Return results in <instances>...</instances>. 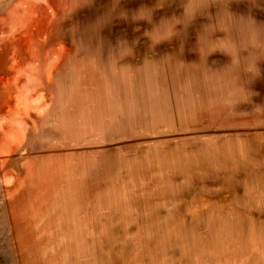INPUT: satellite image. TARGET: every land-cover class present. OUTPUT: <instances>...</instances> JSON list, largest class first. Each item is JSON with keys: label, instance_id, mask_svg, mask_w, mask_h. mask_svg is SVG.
Wrapping results in <instances>:
<instances>
[{"label": "rangeland", "instance_id": "374dc122", "mask_svg": "<svg viewBox=\"0 0 264 264\" xmlns=\"http://www.w3.org/2000/svg\"><path fill=\"white\" fill-rule=\"evenodd\" d=\"M0 264H264V0H0Z\"/></svg>", "mask_w": 264, "mask_h": 264}]
</instances>
